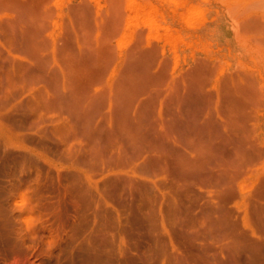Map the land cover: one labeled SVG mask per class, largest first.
Here are the masks:
<instances>
[{
	"label": "bare ground",
	"instance_id": "bare-ground-1",
	"mask_svg": "<svg viewBox=\"0 0 264 264\" xmlns=\"http://www.w3.org/2000/svg\"><path fill=\"white\" fill-rule=\"evenodd\" d=\"M48 3L0 0L3 264H264L253 74L115 52L76 5L55 32Z\"/></svg>",
	"mask_w": 264,
	"mask_h": 264
},
{
	"label": "rangeland",
	"instance_id": "rangeland-1",
	"mask_svg": "<svg viewBox=\"0 0 264 264\" xmlns=\"http://www.w3.org/2000/svg\"><path fill=\"white\" fill-rule=\"evenodd\" d=\"M47 2L54 11L50 28L55 32L60 31L61 16L67 7L76 5L86 10L85 13L89 12L87 14L92 19V27L93 24L101 26L102 29L110 26L109 31L104 30L103 33L98 27H94L93 31L98 35L99 32L104 35L107 31L115 52L124 51L134 42L135 37L141 36L147 46L153 44L157 46L159 52L164 50L169 69L181 67L184 69L189 64L193 66L198 60L195 58V61L194 57L204 56L211 59L212 63L215 62L219 68L217 73L219 77L223 73L246 69L249 74H253L257 85L255 87L259 94L261 93L258 101L250 106L255 107L251 111L264 114V0H47ZM113 10L117 15L112 12ZM112 16L117 19H113ZM105 21L117 24L111 25ZM107 34L105 35L108 36ZM207 88L213 91L212 87ZM249 119L246 120L248 126L251 123ZM240 184L246 189L251 181L247 178ZM176 248L177 244L174 249ZM179 248L182 250L179 246L178 251H181ZM40 258V255L33 256L37 264H41ZM199 261L197 260L198 263ZM208 263L214 264L211 260L205 264ZM0 264H3L1 259Z\"/></svg>",
	"mask_w": 264,
	"mask_h": 264
}]
</instances>
